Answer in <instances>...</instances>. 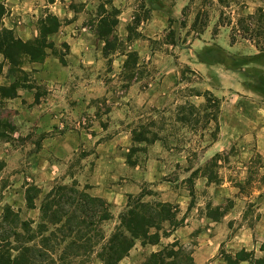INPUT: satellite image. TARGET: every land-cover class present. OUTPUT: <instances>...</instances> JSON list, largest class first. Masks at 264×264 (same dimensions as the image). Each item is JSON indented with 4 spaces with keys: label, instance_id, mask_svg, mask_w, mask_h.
Returning <instances> with one entry per match:
<instances>
[{
    "label": "rangeland",
    "instance_id": "rangeland-1",
    "mask_svg": "<svg viewBox=\"0 0 264 264\" xmlns=\"http://www.w3.org/2000/svg\"><path fill=\"white\" fill-rule=\"evenodd\" d=\"M104 1L106 0H93L92 11L79 25L85 27L90 34L89 42L94 51L87 62L70 67L69 77L53 85H39L33 71H26L24 74V84L34 86L38 94L44 97L46 106L52 110L51 119L55 123L51 122L47 131L38 120H30L29 125H24V122L16 123V130L9 142L13 148L20 150L19 169L24 170V154L30 155L33 150L38 149L45 136L65 134L68 131L78 134L81 144L76 154L66 162L64 174L61 175L63 177L56 183H72L74 180L79 182L77 178L64 182V176L74 177L84 170L89 173L100 164L107 167L102 169L103 173L110 166L117 177L125 172L120 168L124 161L131 167L138 165L144 169L154 142H134L133 132L146 133L141 127L145 123L150 131L146 135L151 137L154 132H158L162 138L158 141L167 153L164 155V165L159 177L161 180L143 181V191L153 192L144 199L172 202L179 208L178 219L182 220V225H194L189 243L181 239L160 241L157 251L178 241L179 245L175 250L180 247L185 253L193 254L199 234L204 231L210 233L208 229L212 227L211 223L221 221L225 213L232 218L224 234L227 238L243 225L254 226L260 217L259 208L264 201V157L253 143L250 144L251 157H243V148L238 145L237 140L220 152L215 162L208 163L213 157L204 154L209 136L203 140L201 134L209 130L202 127L203 122L194 128L192 122L195 116L190 123L179 120L178 115L186 113H182L178 105L187 99L189 88L197 87L202 90L210 89L222 98L223 110L227 107L244 114L264 106V51L255 44L259 41L264 45V17L259 22L260 14L257 13L260 8L264 9V0H116V5L111 0L121 13L116 27L118 39L114 41L112 52L108 54L105 52L104 40L95 33L97 16L103 13L101 4L107 9L111 8V3ZM70 7L76 11L84 10V5L79 3L72 2ZM161 9L168 13L166 27L154 37L144 35L141 28L152 19L154 10ZM5 12L6 8L0 5V13ZM48 13L47 9L46 14L35 21L38 36L41 33L42 18H46ZM256 13V18H248ZM240 25H249L252 32L259 33L254 37L255 40L243 37L238 31ZM201 28L202 32L199 33ZM198 37L201 45L194 46L193 41ZM172 38L175 44L170 43ZM48 39L53 41L49 36ZM53 42L55 45L47 49V57L57 58L60 63L69 66L70 45L67 42L68 45L65 42ZM135 42L140 51L133 47ZM123 51H136L139 55V63L131 73L135 78L138 77V81L133 84L138 83L141 90L146 91L151 86L161 84L166 75L173 80L167 93L170 94V101L159 106L152 99L144 101L130 95V85L125 81L127 74L124 71L127 56ZM195 62L207 64L205 71H199L200 77L185 71L187 65L197 70ZM0 63L3 64L0 82L13 79L14 76H8L7 79L9 63L1 53ZM27 63L25 61L24 65ZM89 93H92L91 97ZM190 100L199 104L204 101V97H190ZM78 104L82 106L79 110ZM151 118L157 121V126H148ZM122 131L126 132L127 137L120 143L106 145L105 151L97 150L99 143L108 144L109 139L115 138ZM254 133L255 131L252 134ZM108 159H113V164H108ZM4 167L5 162L0 160V171ZM10 172L12 171L8 169L0 172L2 184L6 185L10 181ZM211 172H214L213 179L207 176ZM114 181L121 183L118 179ZM29 182L30 185L35 184L33 181ZM162 183L164 186H172L178 194L176 199L171 201L168 199L170 196H163L165 189L159 188ZM111 209L113 218L104 223L107 235L120 223L119 215L125 210L116 211L113 205ZM19 211L22 218L34 214L29 215L24 209ZM166 227H169L168 224ZM161 235V240L170 236L163 235V231ZM139 242L142 244L141 240L137 241ZM100 246L96 247L97 251ZM259 250L262 251L261 246ZM248 251L255 255L264 254V251ZM96 252L78 257L72 264H103ZM236 252H229L222 243L218 254H221L227 264L222 254ZM151 253L139 245L120 264L142 263Z\"/></svg>",
    "mask_w": 264,
    "mask_h": 264
},
{
    "label": "trees",
    "instance_id": "trees-1",
    "mask_svg": "<svg viewBox=\"0 0 264 264\" xmlns=\"http://www.w3.org/2000/svg\"><path fill=\"white\" fill-rule=\"evenodd\" d=\"M104 2L111 3V0ZM100 7L103 13L97 16L95 33L104 40L105 52L108 54L112 52L111 47L118 39L116 27L121 11L112 3L110 9L105 8L104 4ZM257 13L260 14L258 20L261 22L264 9L260 8ZM257 13L249 15L248 18H256ZM2 14L0 13V16ZM62 24L59 17L48 13L46 18H42L40 35L28 41L18 37L13 29L0 26V53L9 63L7 79L8 76H14L11 80L0 82V140H11L12 133L16 130L15 116L18 112L9 108L7 101L17 97L20 88H34L30 84H24V62L44 61L48 55L47 49L55 45L48 36L57 32ZM202 29L198 30L199 33ZM238 31L243 37L253 40L259 34L252 32L249 25H240ZM170 41L172 44L176 43L174 39ZM65 44L68 45L66 42ZM255 44L264 51V45L259 41ZM122 53L127 56L124 62V71L127 74L125 81L127 85H131L138 81V77L135 78L131 70L134 71L139 63V55L136 51ZM185 71L200 77V74L188 65ZM2 74L3 64L0 63V76ZM189 91L187 99L178 105V109L186 114L178 115V119L183 123H190L195 116L192 122L194 128L203 122L202 127L209 132H204L201 136L203 140L209 136V145L219 138L222 98L210 89L191 87ZM195 96L204 97V101L197 104L190 100V97ZM148 126H157V121L151 118ZM141 127L144 132H150L145 123ZM146 133L133 132L134 142L152 143L162 139L158 132H154L151 137ZM218 157L219 154H216L208 163L215 162ZM130 163L135 164L131 161ZM207 176L213 179L214 172ZM89 188V185L82 186L76 180L72 183H56L43 195L37 219L22 218L19 210H15L12 205H6L0 218V264H72L78 257L94 254L98 245L101 246L96 255L103 264H120L138 240H141L142 244H159L161 231L163 235H170L182 225V220L178 219L177 205L169 201L145 200V196L152 195L153 192L142 190L138 195H129L126 208L119 215L120 223L107 235L104 223L113 218L112 204L103 197L92 195L88 191ZM42 192L36 184L28 186L26 202L29 209L37 207L36 201ZM166 224L169 227H166ZM177 245L178 241L170 243L165 248L152 252L142 263L136 264H195L193 254L185 253L180 247L175 250ZM261 250L264 251V243ZM222 256L227 264H264V254L256 256L245 248L235 254Z\"/></svg>",
    "mask_w": 264,
    "mask_h": 264
},
{
    "label": "crops",
    "instance_id": "crops-1",
    "mask_svg": "<svg viewBox=\"0 0 264 264\" xmlns=\"http://www.w3.org/2000/svg\"><path fill=\"white\" fill-rule=\"evenodd\" d=\"M72 2L83 4L84 10L72 9L73 7H70ZM92 2L93 0H0V5L6 8V12L0 16V26L13 29L15 34L24 41L38 36L39 30L35 21L45 15L47 9L63 22L60 29L50 34L49 38L57 42H67L70 45L69 66L63 65L57 58L49 56L43 62H28L24 69L34 72V78L39 85L43 83L53 85L57 81L66 80L70 75V67H76L82 62H87L92 57L94 51L89 42L90 34L85 27H79L81 20L92 11ZM114 3L116 5V0ZM66 19L69 21H63ZM167 21L168 13L165 10H154L152 19L141 28L142 32L144 35L154 37L166 27ZM200 43L199 37L193 41L194 46L201 45ZM133 47L140 51L136 42L133 43ZM195 68L198 73L199 71L203 72L207 68V64L195 62ZM172 81L166 75L161 84L151 86L146 91L141 90L138 83H132L129 92L134 99L144 101L152 99V102L160 106L170 101V94L167 93L173 84ZM38 95L35 88H20L18 96L9 99L7 103L8 107L18 112L15 116L16 123L24 122V125H29L32 120H38L40 125H44L43 129L47 131L50 123H55V121L51 119L52 110L46 106L44 97ZM91 95L92 93H89L90 97ZM151 96L153 97L150 98ZM77 107L79 110L82 106L78 104ZM221 111L219 138L206 146L204 154L208 157L215 156L239 140L238 145L243 148V157L247 159L251 157V143L264 157V106H260L254 112L244 114L239 110L227 107L224 110L222 108ZM253 131H255L254 134H252ZM125 133L122 131L115 138L109 139L108 144L99 143L97 150L105 151L106 145L111 146L114 143H120L122 139L127 137ZM80 144L79 135L72 131L60 135L45 136L38 149L33 150L30 155L24 154V170H22L19 169L21 164L20 150L13 148L9 141L0 140V160L5 162L3 170L12 171L9 174L10 181L6 185L0 182V217L3 214V206L12 205L18 210L24 209L29 215L34 212L31 217L37 219L40 214L39 206L43 195L54 186L58 179H62L63 176L61 175L64 174L66 162L76 154ZM149 151L150 157L144 169L138 165L131 167L124 161L120 164V168L125 172L122 176L117 177L110 166L108 171L105 170L103 173L102 169L107 167L100 164L89 173L84 170L74 177L66 175L63 181L69 182L77 178L83 185L90 186L88 191L92 195L103 197L114 206L116 211L120 212L126 208L130 194L135 196L142 192L143 181L161 180L159 177L162 173L164 155L167 151L158 140L152 143ZM108 160H110L108 164H113V159ZM116 179L120 180L121 183H115L114 180ZM29 181H33L43 190L40 198L36 201L37 207L34 209H29L26 202V187L28 188L30 185ZM159 188L165 189L162 194L163 196H170L169 200L172 201L177 198L175 196L178 194L175 193L172 186H164L162 183ZM259 210L260 217L254 226L243 225L229 238L225 237L224 234L230 219H232L230 214L225 213L221 221H213L212 227L208 229L210 233L204 231L197 238L198 243L193 251L195 264H225L221 254H218L222 243L232 253L243 248L261 253L262 251L259 249L264 243V201ZM193 231L194 225H182L166 239L162 238L161 242L181 239L189 243ZM139 245L143 250L148 249L149 252H153L157 251L160 244L142 245L139 242L133 249ZM133 249L130 254H133ZM256 255L262 256L263 254ZM124 259L122 261H125Z\"/></svg>",
    "mask_w": 264,
    "mask_h": 264
}]
</instances>
